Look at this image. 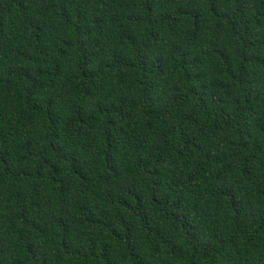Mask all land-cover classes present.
I'll return each instance as SVG.
<instances>
[{
  "label": "trees",
  "instance_id": "1",
  "mask_svg": "<svg viewBox=\"0 0 264 264\" xmlns=\"http://www.w3.org/2000/svg\"><path fill=\"white\" fill-rule=\"evenodd\" d=\"M0 264H264V0H0Z\"/></svg>",
  "mask_w": 264,
  "mask_h": 264
}]
</instances>
